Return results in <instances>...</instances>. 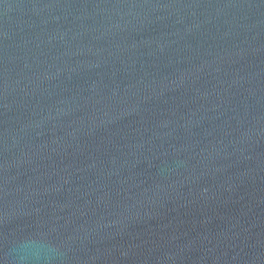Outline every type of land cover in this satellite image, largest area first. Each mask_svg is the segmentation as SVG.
<instances>
[{"label": "water", "instance_id": "1", "mask_svg": "<svg viewBox=\"0 0 264 264\" xmlns=\"http://www.w3.org/2000/svg\"><path fill=\"white\" fill-rule=\"evenodd\" d=\"M264 264V0H0V264Z\"/></svg>", "mask_w": 264, "mask_h": 264}, {"label": "clouds", "instance_id": "2", "mask_svg": "<svg viewBox=\"0 0 264 264\" xmlns=\"http://www.w3.org/2000/svg\"><path fill=\"white\" fill-rule=\"evenodd\" d=\"M63 259L62 245L42 232L18 237L6 253V264H62Z\"/></svg>", "mask_w": 264, "mask_h": 264}]
</instances>
